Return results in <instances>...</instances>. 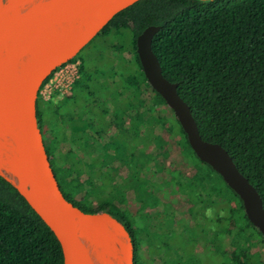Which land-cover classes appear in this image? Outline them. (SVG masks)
<instances>
[{
    "label": "trees",
    "instance_id": "obj_1",
    "mask_svg": "<svg viewBox=\"0 0 264 264\" xmlns=\"http://www.w3.org/2000/svg\"><path fill=\"white\" fill-rule=\"evenodd\" d=\"M149 26L161 27L154 53L165 77L178 83L203 139L230 153L264 203V0H140L90 43L96 46L100 38L130 30V44L118 47L120 53L131 52L129 60L121 59L123 71L100 53L94 58L79 54L72 61L81 62L80 78L70 97L45 101L40 92L54 72L39 92L37 117L41 127H52L46 149L61 191L85 212H109L133 240L138 219L118 207L124 199L138 193L153 208L166 199L181 204L182 216L173 210L178 232L164 231L166 221L158 226L163 233L152 232L150 216H142L143 250L135 248V264H203L198 248L209 251L207 262L264 264V246L254 251L256 245L248 243L258 236L264 244V237L248 220L242 200L199 160L174 112L147 82L136 40ZM116 76V91L99 85ZM163 133L170 136L166 145ZM174 150L184 164L197 168L195 175L181 180L167 166ZM125 168L124 178L118 169ZM145 181L150 192L144 190ZM86 201L91 207L84 206ZM63 262L55 234L0 176V264Z\"/></svg>",
    "mask_w": 264,
    "mask_h": 264
},
{
    "label": "water",
    "instance_id": "obj_2",
    "mask_svg": "<svg viewBox=\"0 0 264 264\" xmlns=\"http://www.w3.org/2000/svg\"><path fill=\"white\" fill-rule=\"evenodd\" d=\"M140 0H0V176L10 183L59 241L63 264H135L126 226L107 212H85L63 195L37 117L44 82L72 61L120 12ZM160 26L136 40L143 73L183 128L200 161L242 200L264 237L258 189L220 144L203 139L192 110L154 53Z\"/></svg>",
    "mask_w": 264,
    "mask_h": 264
},
{
    "label": "rangeland",
    "instance_id": "obj_3",
    "mask_svg": "<svg viewBox=\"0 0 264 264\" xmlns=\"http://www.w3.org/2000/svg\"><path fill=\"white\" fill-rule=\"evenodd\" d=\"M124 35H111L107 38H100L97 40L96 42V46H94V44H90L88 45L85 49H83V51L80 53V57H85L88 56L94 58V56L96 55L95 53H100V55H104L106 57H108V61L113 64L115 66V68L117 69V71L121 70L123 71V63L121 62L122 58L125 60H129L131 58V52L130 50H126L124 51V53H120V51L118 50V47H120L121 45H127L130 44L131 39H132V33L130 30H124ZM80 61V60H79ZM126 68V67H125ZM52 80H55L53 84L50 83V81L46 84L49 87L46 88V86L43 87V89L41 90V99L45 100L43 98V95L46 93L47 97L50 98L48 100L45 101H49L51 100L54 96L58 101H63L66 100L70 97L71 95V91L73 88V85L70 88H67V82L64 80H60V79H54V76H52L51 78ZM119 76H116L114 78H109L108 80H100L99 85L102 86H110V88L114 91L117 90V86L119 84ZM56 86H60L58 88H56ZM67 88V90H66ZM47 90V91H45ZM112 99L113 97H110L108 100V106L111 110H114L116 107L115 105L112 103ZM70 128V126H69ZM52 127L50 125H46V129L44 132V142H45V146L47 149H49L50 147V138L49 135L51 133ZM162 137L164 138V142L163 145H166L169 139V134L168 133H163ZM105 142H107V139L104 140ZM180 145L177 144V148H179ZM93 150H99V145L98 146H94ZM178 150H174L173 154H171L165 161L167 166L172 169V171H177V177L181 178V180H185V177L187 175H189L188 177H191L193 175H195L197 173V168H195L194 166H190V165H186L182 162L181 158H179L177 156ZM119 174L120 175H126V171L123 169H118ZM122 180H118V182H120ZM121 185V182L118 183ZM125 184V183H123ZM118 185V186H120ZM123 186V185H121ZM125 201H123V203L118 204V207L122 210V211H127L128 213H134L135 211V205L131 202L130 199L126 198L124 199ZM181 204H178L177 208H180ZM84 206H89L91 207V205L89 204L88 201H86V203L84 204ZM93 209V208H92ZM98 208L94 207V210H97ZM127 209V210H126ZM130 216V215H127ZM249 244H255L256 246L253 248L254 251H256L257 249L261 248L264 246L263 241L260 240V238L258 236H252L249 241ZM196 253L198 255L203 256V264H217L218 261L214 260V258L210 261L207 262V257L209 255V251L203 248H198L196 250ZM207 258V259H206ZM160 264V263H159Z\"/></svg>",
    "mask_w": 264,
    "mask_h": 264
},
{
    "label": "flooded vegetation",
    "instance_id": "obj_4",
    "mask_svg": "<svg viewBox=\"0 0 264 264\" xmlns=\"http://www.w3.org/2000/svg\"><path fill=\"white\" fill-rule=\"evenodd\" d=\"M41 122L39 121V127L42 131V134H43V138H44V132H45V129H46V126H42L41 127ZM107 142H108V139H107ZM125 171H126V175H121L123 176L124 178L127 177V174H128V169L125 168ZM121 182V185H123V187L125 186V184H123L122 181ZM118 182V183H120ZM125 183V182H124ZM145 187H144V190L146 192H150V183H147L146 181L143 182ZM154 185L156 187H158L156 185V183H154ZM156 191H158L157 189L154 191V193H156ZM139 195L140 194H135L134 197H133V200H131V202L135 205V211L133 214L134 217H136V219H138V223H137V230L135 231V237H134V246L135 248H139L138 251L141 253V249L140 250V243H141V239L142 237L144 236V233L145 231H142L140 228H141V219H142V216H145V215H148L150 216V219L153 221V225L151 226V231L152 232H156L158 234H161L163 233L164 231H171L173 232L174 230L177 229V224H176V221L174 220V211H176V215L177 216H182V212H179L177 211V203L175 205H172V202L171 199H166L164 200L166 202L165 205L163 204H158L157 206H155L154 208L153 207H150L148 206L146 203H143L140 199H139ZM164 210H166V212H164ZM99 212H107L106 210H99ZM109 213V212H107ZM110 214V213H109ZM196 217L197 215H195V217H192V220L190 222V225L191 224H194V222L196 221ZM187 218V217H186ZM167 222L169 224V229L165 228L166 230H161L160 228H158V226H161L164 224V222ZM188 222V221H187ZM181 229V228H180ZM180 229L178 230L177 229V232L180 231ZM133 238V237H132ZM206 249V248H205ZM157 257H159V255H157ZM160 263V262H159ZM157 262H154V264H159ZM161 264V263H160Z\"/></svg>",
    "mask_w": 264,
    "mask_h": 264
},
{
    "label": "built area",
    "instance_id": "obj_5",
    "mask_svg": "<svg viewBox=\"0 0 264 264\" xmlns=\"http://www.w3.org/2000/svg\"><path fill=\"white\" fill-rule=\"evenodd\" d=\"M80 65L81 62L79 60L77 61H70L69 63L63 65L62 67H60L59 69H57L55 71V73L53 74L54 79H60V80H64L67 82V88L71 89V86L75 83L76 80H78L80 78ZM52 78V77H51ZM51 84L54 83L55 80L50 79L49 80ZM46 88L49 87L48 85H45ZM60 86H56V88H58ZM66 88V90H67ZM47 91V90H45ZM41 94V92H40ZM51 95V94H50ZM47 97L46 93L43 95V98L45 100H48L50 98Z\"/></svg>",
    "mask_w": 264,
    "mask_h": 264
}]
</instances>
